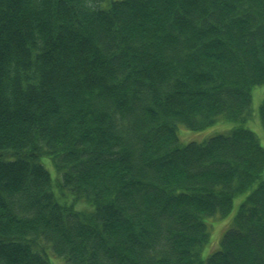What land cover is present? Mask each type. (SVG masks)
<instances>
[{"label":"trees","instance_id":"16d2710c","mask_svg":"<svg viewBox=\"0 0 264 264\" xmlns=\"http://www.w3.org/2000/svg\"><path fill=\"white\" fill-rule=\"evenodd\" d=\"M105 2L0 0V264H264V0Z\"/></svg>","mask_w":264,"mask_h":264},{"label":"rangeland","instance_id":"374dc122","mask_svg":"<svg viewBox=\"0 0 264 264\" xmlns=\"http://www.w3.org/2000/svg\"><path fill=\"white\" fill-rule=\"evenodd\" d=\"M109 1L110 0H106L104 6H108ZM252 96H253V102H252L253 118L247 121L244 125L245 127L249 128L259 136L262 146L264 147V128L261 124L259 117V107L264 99V87H255L252 90ZM233 126L234 124L232 122L220 118L212 126L200 131H193L187 129L186 127L181 126L178 129V134L181 143L185 145L190 142H202L218 134H226L233 128ZM49 170L52 176L54 177L55 171L53 167H49ZM245 198H246V194H243L235 199L233 209L228 216L207 219L210 238L208 243L204 246L202 252V256L205 259L208 258L213 252L220 249V241L224 233L232 226L233 219L241 203L245 200ZM57 264H63V263L57 261Z\"/></svg>","mask_w":264,"mask_h":264}]
</instances>
